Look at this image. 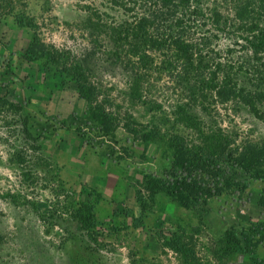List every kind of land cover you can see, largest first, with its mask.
<instances>
[{"label":"rangeland","instance_id":"374dc122","mask_svg":"<svg viewBox=\"0 0 264 264\" xmlns=\"http://www.w3.org/2000/svg\"><path fill=\"white\" fill-rule=\"evenodd\" d=\"M88 1L0 0V264H264V240L246 252L244 243L229 248L225 239L228 230L264 222V180L250 182L243 204L210 199L192 207L144 184L146 173L170 166L174 135L197 144L200 132L223 133L264 148V50L252 52L243 39L249 27L264 28V0H235L250 12L212 39L240 82L261 89L255 112L235 100L193 101L157 72L137 85L111 55L91 54L83 28ZM218 2L232 16V4ZM35 34L92 69L113 114L109 134L98 131L58 64L28 58ZM80 203L91 208L94 228L78 220ZM194 226L197 258L186 263L163 239Z\"/></svg>","mask_w":264,"mask_h":264},{"label":"trees","instance_id":"16d2710c","mask_svg":"<svg viewBox=\"0 0 264 264\" xmlns=\"http://www.w3.org/2000/svg\"><path fill=\"white\" fill-rule=\"evenodd\" d=\"M83 5V28L91 54L105 52L113 64L128 68L137 85L150 72L164 75L177 93L198 99L235 100L255 112L261 92L245 87L231 70L233 65L212 48V39L219 33H231L233 21L241 24L250 12L246 5L235 0H221L232 4V16L225 15L218 0H89ZM17 17V16H15ZM20 24L34 23L17 17ZM246 36L249 49L264 50V28L249 27ZM252 30H257L252 32ZM239 36V35H238ZM240 37V36H239ZM29 59H44L59 65V71L76 84L80 97L88 104V116L103 135L114 127L113 114L99 98L92 80V69L82 59L52 45L41 43L35 34L26 50ZM205 104V103H204ZM188 119L192 118L188 115ZM189 125H195L190 122ZM198 143L184 135H174L168 141L172 161L159 175L148 172L144 184L151 193H164L182 206L206 204L210 199L228 205L243 204L249 199L252 180H264V148L254 143L235 144L227 135L200 132ZM264 209V194L259 198ZM77 217L86 228H94L89 206L80 203ZM137 222V219H135ZM200 229L181 228L164 236L163 244L180 255L186 263L196 260L195 247ZM93 239V238H92ZM229 248L244 243L246 252L254 250L264 240V222L243 226L225 233Z\"/></svg>","mask_w":264,"mask_h":264}]
</instances>
